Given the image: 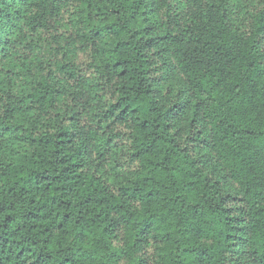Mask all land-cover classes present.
Masks as SVG:
<instances>
[{
	"label": "trees",
	"instance_id": "16d2710c",
	"mask_svg": "<svg viewBox=\"0 0 264 264\" xmlns=\"http://www.w3.org/2000/svg\"><path fill=\"white\" fill-rule=\"evenodd\" d=\"M0 264H264V0H0Z\"/></svg>",
	"mask_w": 264,
	"mask_h": 264
}]
</instances>
